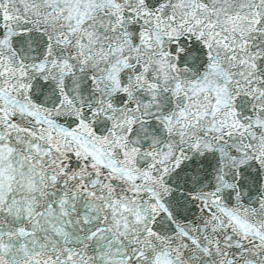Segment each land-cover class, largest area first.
<instances>
[{
    "label": "snow or ice",
    "instance_id": "6c2138e0",
    "mask_svg": "<svg viewBox=\"0 0 264 264\" xmlns=\"http://www.w3.org/2000/svg\"><path fill=\"white\" fill-rule=\"evenodd\" d=\"M0 264H264V0H0Z\"/></svg>",
    "mask_w": 264,
    "mask_h": 264
}]
</instances>
